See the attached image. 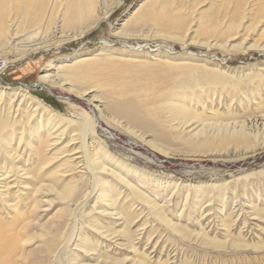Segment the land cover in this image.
I'll use <instances>...</instances> for the list:
<instances>
[{
    "label": "rangeland",
    "instance_id": "rangeland-1",
    "mask_svg": "<svg viewBox=\"0 0 264 264\" xmlns=\"http://www.w3.org/2000/svg\"><path fill=\"white\" fill-rule=\"evenodd\" d=\"M178 2L162 7L160 0H122L78 40L64 41L54 30L46 46L23 57L0 47V68L6 64L0 72V110L14 122L15 133H9L15 148L23 135L14 164L28 172L12 173L11 185L0 189L9 199L7 209L0 200V223L3 236L15 244L12 264H54L44 244L49 234L39 232L64 230L63 203L54 192L42 191L34 206L32 188L54 177H60V188L67 179L80 180L79 155L105 159L99 174L108 180L107 174L117 176L107 188L114 204L94 191L82 206V222L113 234L126 227L140 253L124 245L123 237L100 235L86 223L77 235L89 241L77 236L68 255L74 251L91 264L99 253L132 264L141 252L151 264L158 257L162 264H264V0ZM150 3L155 20L136 19L135 8ZM73 73L84 79L71 82ZM90 86L92 93L82 90ZM94 92L134 96L145 110L140 120L147 128L110 116L90 100ZM181 101L182 113L167 108ZM88 116L95 118L94 129L83 131L80 123ZM237 136L239 144L233 141ZM30 138L42 147L37 156L25 145ZM52 156L39 168L37 161ZM62 157H73L71 170L54 174ZM127 184L140 186L162 206V215L188 234L128 195ZM113 208L127 215H112ZM201 234L224 244H206ZM234 241L243 243L236 247ZM81 242L95 252H86ZM106 260L101 264H109Z\"/></svg>",
    "mask_w": 264,
    "mask_h": 264
},
{
    "label": "bare ground",
    "instance_id": "bare-ground-1",
    "mask_svg": "<svg viewBox=\"0 0 264 264\" xmlns=\"http://www.w3.org/2000/svg\"><path fill=\"white\" fill-rule=\"evenodd\" d=\"M160 1L162 2L161 4L162 7H166L167 5H170L174 1L181 2L183 0H160ZM114 2L112 0L111 1L110 0H0V47L2 48L9 47L11 49H15L18 55H20V57H23L25 54H28V52L36 51L37 49H39L41 47V44H44L45 42L47 43L46 41L47 38L52 32H54V30L55 31L59 30L58 32H60L61 34L59 37H64L62 39L64 41H66L68 38L78 40L79 38H82L86 32L97 27L101 20L106 19L108 17L109 15L108 8H110L112 4L119 5L122 3V0H116V1L114 0ZM180 2L178 3L181 5ZM140 5L141 4H139L137 8H135V10L132 12V14L136 12L137 14L135 15L136 19L144 23L149 21H154L155 16L151 7L152 3L143 6V9L139 10L141 8ZM66 33L68 34L66 35ZM44 45L46 46L47 44ZM5 66L6 64L3 65L2 69H4ZM69 78L72 80L71 82H78L79 80L84 79V77L74 73ZM90 87L83 88L82 90L84 92L88 90L89 93H92L94 89L93 87L92 88ZM5 94L6 93H4V95ZM95 94L96 93L94 92L93 94L90 95L91 97L90 100L94 99L96 101V105L98 104L103 111H108V114L110 116L118 115L119 117L123 118L127 123L132 124V126L140 127L142 129L147 126V124H145L143 121L140 120L142 119L141 116L144 115L145 110L144 111L142 110L144 108L140 107L134 96L129 95L128 93H124L123 95L122 93L120 95H122L123 98H121L122 96L115 98V97H111L106 93H104L103 95L100 94L99 96ZM182 102L183 101H181L179 104L168 103L167 108L169 110L174 111L175 114L180 112L182 113L183 111L186 110V108L184 107L185 102L184 103ZM85 117H87V115H85ZM88 117H90L88 118L89 119L88 121L85 120L82 121V124L80 123V126L83 128V131L84 130L92 131L91 128L93 127L92 125L90 126V122L92 123L93 121L95 123L94 117L92 116H88ZM9 118L4 110H0V189L4 187L5 190L6 188H8L9 185H11V182H9L8 177L9 175H12V173H16V172L19 173L20 171L23 170V174L28 175V172L26 170L21 169L19 167L18 169H16L17 167L14 164L15 160L18 159L19 157L18 156L19 153L16 148H18L20 141H22L23 135L16 142L17 146L15 148L10 139L12 133H9L10 131L15 133L14 130L15 126H14V122L12 123L11 120H9ZM37 130L38 129L34 128L32 132H35V134L38 137L39 133ZM151 132L155 138H159V133L156 130ZM220 139L222 140L223 138ZM211 140L214 141L213 139ZM233 141L238 144L242 142L241 137L239 136H237V139L235 138ZM25 143L26 146H29L30 152L33 151V155L35 156L39 155V150L41 151L42 147L40 149L36 147L35 142L33 141L32 138H30ZM211 143L214 144V142ZM40 144L41 143L39 142L38 145L40 146ZM62 151L60 152V154H62ZM52 159L53 156L43 157L41 161H37V163L39 162L38 163L39 168L42 167L43 165L46 166L47 165L46 163L51 161ZM72 159L73 157L71 159L69 157H62L61 159L62 161L58 164V169L55 168L53 173L62 174V172L65 173L71 170V168H68L67 164L70 163ZM76 159H78L76 164L80 165L78 168L82 169L80 180L77 181L76 179L75 180L67 179L66 183L60 188L56 184L57 181L60 180V177L53 176L54 178L52 179L53 181L51 183L46 185L43 182H41L35 188H32V194L34 195V206L39 207V201L37 200L36 196L37 193L39 192L41 193L42 191H46L47 193L54 192L55 196H57V199L61 201V203H63V207L60 208L61 214L67 217V219L64 221V225L62 224L65 227L64 230L63 229L62 231L56 230L53 233L49 232V230H47L48 232H44L43 230L39 232L40 237H46V235L49 234L48 238L45 239L44 244L46 245L45 247L46 250L48 251L47 252L48 255L49 254L52 255V260L54 264H91V263L82 262L80 259V255H78V253L72 251V254L70 256L68 255V252L70 250L71 245L77 246L75 242L77 239L76 237L78 236L79 238L80 236V234L77 235L78 234L77 232L83 229L85 227L84 225H86L87 223V221L84 220L82 222V218H84V213H83L84 208L82 209V206L85 205L86 200L88 199V197L92 195L94 191H99L98 193L99 198L102 201L104 202L111 201L112 195L111 192L107 190V188L110 179L117 178V176L114 173H110L105 175L109 177L108 180V178L106 179L104 178V176L99 174L100 171L99 172L97 171L102 168L104 169L106 163L105 159L97 160V158H95L94 156L89 157L88 155L86 156L79 155ZM66 165L67 167H65ZM61 169H65V170H61ZM31 177L34 178V176L32 175ZM21 183L25 184V181L21 180ZM130 185L127 188L128 195L133 197H138L142 202H144L149 207L152 213H156L157 216L160 215L159 217L161 218V220L163 222H166L168 225H170L171 228H174L175 230H179L184 234V236L188 234L186 229L182 228L177 223H173L169 219H166L165 216H163L161 213L162 206L158 204H153L154 201L152 200V198H148V196L139 189L141 188L140 186H130ZM0 200L3 204L2 207L7 209L6 206L9 203V199H6L5 197H2L0 195ZM45 201H47V203L53 202L50 199H47ZM111 202L112 203L110 204H114L115 201L113 200ZM110 211L112 215L114 214L120 216L122 214V217L123 216L125 217V215H127L126 213H122L121 211H114V208ZM127 222L129 223V221ZM87 225H90L92 228H94L97 232H99L100 235L106 237H110L111 235H115L116 237H118L119 235L120 238L123 237L124 245H126L128 248H131L133 252H138L135 243H133L134 240V237L132 235L133 233L131 234V232H127L126 227L121 226L118 229V231H115V234H113L112 230L108 231V229H103V227L99 226L97 223H87ZM3 232L4 234H6L5 231H3L2 223H0V264H12L11 262L12 260H10V258L12 252L15 249L13 247L15 246V244L13 243V241L11 242V240H9V238L12 237L10 235L3 236ZM82 236L83 235H81L80 237L86 241H89L87 237L85 236L82 237ZM113 237L114 236H111V238ZM200 238L204 243L211 244L215 247H222L224 244V241L207 237L206 234H201ZM25 242L26 240L23 241V243ZM241 243L243 242H238V241L233 242L234 246L236 247L240 246ZM80 244H81L80 245L81 248H83L86 252L91 250L95 252L94 250H96L94 246L90 243L81 242ZM141 254L142 257H140L141 259H139V262H133L132 264H151L150 263L151 261H148L149 258L151 257L147 256V253L143 255V252H141ZM100 256H102L101 253H99L98 256H95L96 257L95 259L97 260L96 263L94 264H101V262L104 263L106 259L109 260V264H125V258L122 259L115 257L110 258V257H106V255L103 256L104 258H101ZM98 257H100L101 259H98ZM159 261L160 260L158 257L157 261H155L154 264L163 263Z\"/></svg>",
    "mask_w": 264,
    "mask_h": 264
},
{
    "label": "built area",
    "instance_id": "built-area-1",
    "mask_svg": "<svg viewBox=\"0 0 264 264\" xmlns=\"http://www.w3.org/2000/svg\"><path fill=\"white\" fill-rule=\"evenodd\" d=\"M2 64H3V63H2ZM2 67H3V65H2ZM2 67L0 68V72L3 71V70H6V69H2Z\"/></svg>",
    "mask_w": 264,
    "mask_h": 264
}]
</instances>
